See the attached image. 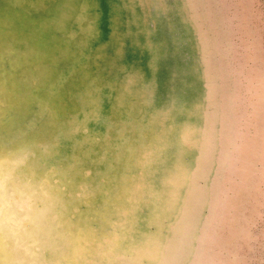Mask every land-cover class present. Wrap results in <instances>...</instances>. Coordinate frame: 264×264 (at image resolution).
I'll return each mask as SVG.
<instances>
[{
	"label": "rangeland",
	"instance_id": "1",
	"mask_svg": "<svg viewBox=\"0 0 264 264\" xmlns=\"http://www.w3.org/2000/svg\"><path fill=\"white\" fill-rule=\"evenodd\" d=\"M0 264H264V0H0Z\"/></svg>",
	"mask_w": 264,
	"mask_h": 264
},
{
	"label": "bare ground",
	"instance_id": "2",
	"mask_svg": "<svg viewBox=\"0 0 264 264\" xmlns=\"http://www.w3.org/2000/svg\"><path fill=\"white\" fill-rule=\"evenodd\" d=\"M81 1H82V0H81ZM155 1H156V0H155ZM161 2H162V1H161ZM83 3H84V0H83ZM85 3H86V2H85ZM81 4H82V2H81ZM120 5H121V4H120ZM92 6H94V4H93ZM86 7H87V6H86ZM150 7H151V6H150ZM156 7H157V6H156ZM88 8H89V7H88ZM115 8H116V7H115ZM167 8H168V7H167ZM169 8H170V6H169ZM134 9H135V8H134ZM159 9H160V8H159ZM154 10H155V9H154ZM165 10H167V9L165 8ZM177 10H178V9H177ZM84 11H85V10H84ZM136 12H137V11H136ZM163 12H164V11H163ZM92 13H93V12H92ZM80 14H81V11H80ZM90 14H91V13H90ZM155 14H157V13H155ZM183 14H184V13H183ZM81 15H83V14H81ZM81 15H79V17H80ZM91 15H92V14H91ZM124 15H125V14H124ZM129 15H130V14H129ZM83 16H84V15H83ZM94 16H95V15H94ZM115 16H116V15H115ZM140 16H141V15H140ZM116 17H117V16H116ZM183 17H184V16H183ZM117 18H118V17H117ZM117 18H116V19H117ZM166 18H167V17H166ZM184 18H185V17H184ZM91 19H92V18H91ZM80 20H81V19H79V21H80ZM129 20H130V19H129ZM90 21H91V20H90ZM90 21H89V22H90ZM137 21H138V20H137ZM153 21H154V20H153ZM181 21H182V20H181ZM92 22H93V21H92ZM114 22H115V20H114ZM116 22H117V21H116ZM183 22H185V21H183ZM71 23H73V22H71ZM75 23H76V22H75ZM77 23H79V22H77ZM77 23H76V25H78ZM87 23H88V22H87ZM118 23H119V21H118ZM89 25H90V24H89ZM121 25H122V24H121ZM131 25H132V24H131ZM79 26H80V25H79ZM189 26H190V25H189ZM75 27L77 28V26H75ZM110 27H111V26H110ZM144 27H145V26H144ZM68 28H69V27H68ZM89 28H92V26L89 27ZM93 28H94V27H93ZM111 28H112V27H111ZM140 28H142V27H140ZM140 28H139V29H140ZM146 28H147V27H146ZM69 29H70V28H69ZM136 29H137V28H136ZM78 30H79V29H78ZM85 30H86V29H85ZM89 30H90V29H89ZM71 31H72V30H71ZM110 31H112V30H110ZM116 31H117V30H116ZM120 31H121V30H120ZM144 31H145V29H144ZM73 32H74V31H73ZM88 32H89V31H88ZM132 32H133V31H132ZM132 32H131V33H132ZM90 33H92V31H91ZM113 33H114V32H113ZM131 33H130V34H131ZM143 33H144V32H143ZM149 33H150V32H149ZM74 34H75V33H74ZM88 34H89V33H88ZM58 35H59V34H58ZM58 35H57V36H58ZM82 35H86V34H82ZM90 35H92V34H90ZM90 35H88V36H90ZM113 35H114V34H113ZM128 35H129V34H128ZM135 35H136V33H135ZM124 36H126V35H124ZM129 36H130V35H129ZM133 36H134V35H133ZM195 36H196V35H195ZM147 37H148V36H147ZM88 38H89V37H88ZM84 39H85V38H84ZM86 39H87V38H86ZM86 39H85V40H86ZM108 39L110 40L111 38H108ZM123 39H124V38H123ZM134 39H135V38H134ZM111 41H112V40H111ZM135 41H136V40H134V42H135ZM82 42H83V41H82ZM85 42H86V41H85ZM195 42H196V41H195ZM149 43H150V42H149ZM78 44H79V43H78ZM78 44H77V45H78ZM136 44H137V43H136ZM77 45H76V46H77ZM110 45H111V44H110ZM80 46H81V45H79V48H80ZM124 46H125V44H124ZM147 46H148V45H147ZM150 46H151V45H150ZM194 46H195V45H194ZM81 47H82V46H81ZM153 47H154V45H153ZM108 48H109V47H108ZM110 49H111V48H110ZM79 50H80V49H79ZM82 50H83V49H82ZM195 51H196V50H195ZM90 52H91V51H90ZM148 52H149V51H148ZM80 53L82 54V52H80ZM110 53H111V51H110ZM85 55H87V54H85ZM79 56H80V55H79ZM122 56H123V55H122ZM87 57H88V55H87ZM77 58H78V57H77ZM77 58H76V59H77ZM122 58H123V57H122ZM87 59H88V58H87ZM74 60H75V58H74ZM77 61H78V59H77ZM119 61H120V60H119ZM67 62H68V63H71L70 61H67ZM199 62H200V61H199ZM197 63H198V62H197ZM64 65H65V64H64ZM149 65H150V63H149ZM61 66H62V65H60V67H61ZM65 66H66V65H65ZM76 66H77V65H76ZM120 66H121V65H120ZM60 67H58V68H60ZM62 67H64V66H62ZM62 67H61V68H62ZM72 67H73V66H71L70 68H72ZM65 68H66V67H65ZM73 68H74V67H73ZM102 68H104V67H102ZM116 68H117V66H116ZM122 68H123V67H122ZM113 69H114V68H113ZM153 69H154V67H153ZM58 70L61 71V69H58ZM100 70H101V69H100ZM104 70H105V69H104ZM120 70H121V69H120ZM194 70H196V69H194ZM134 71H136V70H134ZM127 72H128V71H127ZM60 73H61V72H60ZM103 73H105V72H103ZM68 74H69V73H68ZM96 75H97V73H96ZM103 75H104V74H103ZM111 75H112V74H111ZM58 76H59V74H58ZM67 76H68V75H67ZM67 76H66V77H67ZM59 77H60V76H59ZM197 77H198V76H197ZM60 78H61V77H60ZM62 78H63V77H62ZM99 78H100V77H99ZM96 80H97V79H96ZM104 80H106V78H105ZM104 80H103V81H104ZM117 80H118V78H117ZM139 80H140V79H139ZM103 81H102V82H103ZM59 82H62V81H59ZM63 82H64V81H63ZM107 82H108V81H107ZM114 82H115V81H114ZM105 83H106V82H105ZM115 83H116V82H115ZM139 83H140V82H139ZM55 84H56V82H55ZM62 84H63V83H62ZM111 84H112V81H111ZM58 85H59V84H58ZM58 85H57V86H58ZM104 85H105V84H104ZM86 86H87V83H86ZM92 86H93V85H92ZM107 86H108V85H105L104 87H107ZM112 86H113V85H112ZM52 87H53V86H52ZM80 87H82V86H80ZM80 87H79V88H80ZM87 87L89 88V86H87ZM104 87H103V88H104ZM50 88H51V87H50ZM91 88H92V87H91ZM100 88H101V87H100ZM107 88H108V87H107ZM111 88H112V87H111ZM71 89H72V88H71ZM83 89H84V88H83ZM54 90H55V89H54ZM78 90H79V89H78ZM81 90H82V89H81ZM109 90H110V89H109ZM139 90H140V89H139ZM144 90H145V89H144ZM48 91H49V90H48ZM51 91H53V90H51ZM92 91H94V90H92ZM98 91H99V90H98ZM148 91H149V90H148ZM54 92H55V91H54ZM66 92H68V90H67ZM70 92H71V91H70ZM84 92H85V91H84ZM96 92H97V91H96ZM73 93H74V92H73ZM77 93H78V92H77ZM98 93H99V92H98ZM78 94H79V93H78ZM68 95H69V94H68ZM147 95H148V93L146 94V96H147ZM71 96H72V95H71ZM74 96H75V95H74ZM78 96H79V95H78ZM81 96H82V95H81ZM107 96H108V95H107ZM148 96H150V95H148ZM148 96H147V97H148ZM93 97H94V96H93ZM98 97H99V96H98ZM80 98H81V97H80ZM107 98H110V97H107ZM70 99H71V97L69 98V100H70ZM73 99H74V97H73ZM98 100H99V99H98ZM197 100H198V99H197ZM81 102H82V101H81ZM146 102H148V101H146ZM78 103H79V102H78ZM149 103H150V102H149ZM149 103L147 104V107H148ZM183 103H184V102H183ZM195 103H196V102H195ZM170 104H171V102H170ZM192 104H193V103H192ZM83 105H84V103H83ZM97 105H99V104H97ZM150 105H151V104H150ZM110 106H111V105H110ZM188 106H191V104H189ZM81 107H82V106H81ZM88 107H89V106H88ZM98 108H99V110H100V106H99ZM167 108H168V107H167ZM181 108H182V107H181ZM191 108H192V107H191ZM80 109H81V108H80ZM87 109H88V108H87ZM160 109H161V108H160ZM165 109H166V108H165ZM165 109H164V110H165ZM169 109H170V108H169ZM184 109H185V108H184ZM184 109H183V110H184ZM186 109H187V108H186ZM189 109H190V108H189ZM199 109H200V108H199ZM82 110L84 111V108L81 109V112H82ZM142 110H143V109H142ZM153 110H156V109H153ZM164 110H163V111H164ZM174 110H175V109H174ZM177 110H178V109H177ZM177 110H176V111H177ZM79 111H80V110H79ZM79 111H78V112H79ZM95 111H98V110H95ZM119 111L121 112V110H119ZM122 111H123V110H122ZM123 112H124V111H123ZM173 112H174V111H173ZM180 112H182V111H180ZM180 112H178V113L181 114ZM97 113H98V112H97ZM124 113H125V112H124ZM142 113L144 114L145 112L143 111ZM153 113H154V112H153ZM153 113H152V114H153ZM200 113H201V112H200ZM95 114H96V113H95ZM150 114H151V113H150ZM152 114H151V115H152ZM183 114H184V113H183ZM191 114H192V113H191ZM147 115H148V114H147ZM170 115H171V114H170ZM185 115H186V114H185ZM198 115H199V114H198ZM88 116H89V115H88ZM143 116H144V115H143ZM171 116H172V115H171ZM192 116H194V115H192ZM71 117H72V116H71ZM92 117H93V116H92ZM96 117H97V114H96L95 118H96ZM141 117H142V116H141ZM172 117H173V116H172ZM194 117H195V116H194ZM89 118H90V117H89ZM128 118H130V117H128ZM69 119H70V118H69ZM75 119H76V118H75ZM85 119H86V117H85ZM87 119H88V117H87ZM87 119H86V120H87ZM91 119H93V118H91ZM91 119H88V120H91ZM96 119H97V118H96ZM118 119H119V118H118ZM80 120H81V119H80ZM80 120H79V122H80ZM94 120H95V119H94ZM29 121H30V119H29ZM32 121H33V120H32ZM76 121H77V119H76ZM119 121H121V120H119ZM172 121H173V119H172ZM183 121H184V120H183ZM187 121H188V120H187ZM194 121H195V120H194ZM194 121H193V122H194ZM65 122H66V121H65ZM79 122H78V123H79ZM122 122H123V120H122ZM125 122H126V121H125ZM127 122H128V121H127ZM129 122H130V121H129ZM139 122H140V121H139ZM184 122H185V121H184ZM188 122H189V121H188ZM195 122H196V121H195ZM24 123H25V122H24ZM108 123H109V122H108ZM140 123H141V122H140ZM144 123H146V121H145ZM189 123H190V122H189ZM201 123H202V122H201ZM25 124H26V123H25ZM141 124H143V123H141ZM173 124H174V123H173ZM178 124H179V123H178ZM198 124H199V123H198ZM60 125H62V124H60ZM75 125H76V124H75ZM85 125H86V124H85ZM125 125H126V124H125ZM125 125H124V126H125ZM176 125H177V124H176ZM181 125H182V124H181ZM64 126H66V125H64ZM106 126H107V125H106ZM127 126H129V125H127ZM147 126H149V124H148ZM195 126H196V124H195ZM69 127H70V126H69ZM84 127H85V126H84ZM84 127H83V128H84ZM125 127H126V126H125ZM135 127H136V126H135ZM156 128H157V127H156ZM176 128H177V127H176ZM27 129H28V128H27ZM64 129H65V128H64ZM66 129H67V128H66ZM73 129H74V128H73ZM104 129H105V128H104ZM61 130H62V128H61ZM118 130H119V129H118ZM135 130H136V129H135ZM175 130H177V129H175ZM79 131H80V130H79ZM79 131H78V132H79ZM84 131H85V130H84ZM86 131H87V130H86ZM25 132H26V131H25ZM73 132H74V131H73ZM76 132H77V131H76ZM76 132H75V134H76ZM81 132H82V129H81ZM171 132H172V131H171ZM57 133H58V132H57ZM61 133H62V132H61ZM127 133H128V132H127ZM174 133H175V132H174ZM174 133H173V135H174ZM58 134H60V133H58ZM65 134H67V132H66ZM69 134H70V133H69ZM84 134H86V133H84ZM90 134H91V133H90ZM105 134H106V133H105ZM105 134H103V135H105ZM81 135H82V134H81ZM91 135H92V134H91ZM125 135H126V134H125ZM55 136H56V135H55ZM60 136H61V135H60ZM88 136H89V135H88ZM67 137H68V136H67ZM69 137H70V136H69ZM85 137H86V136H85ZM99 137H100V136H99ZM99 137H98V138H99ZM102 137H103V136H102ZM123 137H125V136H123ZM176 137H177V136H176ZM14 138H15V137H14ZM79 138H80V137H79ZM174 138H175V136H174ZM54 139H55V138H54ZM99 139H100V138H99ZM101 139H102V138H101ZM121 139H122V138H121ZM57 140H58V139H57ZM68 140H69V139H68ZM74 140H75V139H74ZM74 140H73V141H74ZM88 140H89V139H88ZM92 140H93V139H91V141H92ZM126 140H127V139H126ZM76 141H77V140H76ZM114 141H115V140H114ZM170 141H171V140H170ZM173 141H174V140H173ZM74 142H75V141H74ZM79 142H80V141H79ZM118 142H122V141L119 140ZM125 142H126V141H125ZM109 143H111V142H109ZM174 143H175V142H174ZM56 144H57V143H56ZM82 144H84V143H82ZM75 145H76V144H75ZM77 146H78V144H77ZM83 146H84V145H83ZM107 146H108V145H107ZM112 146H113V143H112ZM174 146H175V145H174ZM176 146H177V145H176ZM40 147H41V146H40ZM71 147H72V146H71ZM73 147L75 148V146H73ZM73 147H72V148H73ZM113 147H115V145H114ZM171 147H172V146H171ZM171 147H170V148H171ZM54 149H55V148H54ZM54 149H53V150H54ZM104 149H105V148H104ZM176 149H178V147H176ZM40 150H41V149H40ZM57 150H58V148H57ZM118 150H119V149H118ZM113 151H114V150H113ZM113 151H112V152H113ZM116 151H117V150H116ZM169 151H170V150H169ZM40 152H42V151H40ZM172 152H173V151H172ZM31 153H32V152H31ZM49 153H50V152H49ZM106 153H107V152H106ZM169 153H170V152H169ZM189 153H190V152H189ZM189 153H188V154H189ZM56 154H57V153H56ZM65 154H66V153H65ZM110 154H111V152H110ZM166 154L168 155V152H167ZM57 155H58V154H57ZM104 155H105V154H104ZM186 155H187V154H186ZM193 155H194V154H193ZM32 156H33V155H32ZM105 156H106V155H105ZM71 157H72V156H71ZM71 157H70V158H71ZM171 157H172V156H171ZM42 158H43V157H42ZM45 158H46V157H45ZM48 158H49V157H48ZM70 158H69V159H70ZM166 158H167V157H166ZM172 158H173V157H172ZM183 158H184V157H183ZM192 158H193V157H192ZM50 159H51V158H50ZM53 159H54V158H53ZM59 159H60V158H59ZM66 159H67V158H66ZM66 159H65V160H66ZM187 159H188V158H187ZM190 159H191V158H190ZM41 160H42V159H41ZM41 160H40V161H41ZM171 160H173V159H171ZM52 161H53V160H52ZM57 161H58V160H57ZM57 161H56V162H57ZM61 161H62V160H61ZM188 161H189V160H188ZM65 162H66V161H65ZM168 162H170V160H169ZM185 162H186V161H185ZM189 162H190V161H189ZM189 162H188V163H189ZM39 163H40V162H39ZM54 163H55V162H54ZM59 163H60V162H59ZM70 163H71V162H70ZM98 163H99V162H98ZM51 164H52V163H51ZM56 164H57V163H56ZM171 164H172V163H171ZM165 165H166V162H165ZM167 165H168V164H167ZM214 165H215V164H214ZM162 166H163V164H162ZM40 167H41V166H40ZM44 167H45V165H44ZM53 167H54V166H53ZM158 167H159V166H158ZM41 168H42V167H41ZM54 168H56V167H54ZM162 168H163V167H162ZM131 171H132V170H131ZM159 171H160V169H159ZM159 171H158V172H159ZM132 172L134 173V171H132ZM210 172H211V171H210ZM126 173H127V172H126ZM154 174H156V173H154ZM159 175H161V174H159ZM157 176H158V175H157ZM157 176H156V178H158ZM155 180H156V179H155ZM155 180H154V182H155ZM157 180H158V179H157ZM156 183H157V182H156ZM156 183H155V184H156ZM157 185H158V183H157ZM154 187H155V186H154ZM158 187H159V186H158ZM181 194H182V192H181ZM150 209H151V208H150ZM205 212H206V211H205ZM141 215H142V214H141ZM141 215H140V217H142ZM144 216H145V214H144ZM201 219H202V218H201ZM169 221H170V220H169ZM137 223H138V222H137ZM91 225H92V224H91ZM95 226H96V225H95ZM142 228H143V227H142ZM150 228H151V227H150ZM140 229H141V228H140ZM140 229H139V230H140ZM145 229H146V228H145ZM145 229H144V230H145ZM141 230H142V229H141ZM145 231H146V230H145Z\"/></svg>",
	"mask_w": 264,
	"mask_h": 264
}]
</instances>
